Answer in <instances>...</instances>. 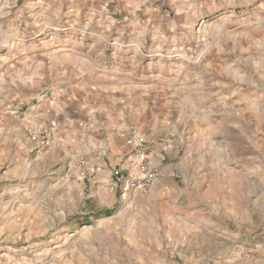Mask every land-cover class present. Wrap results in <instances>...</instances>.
<instances>
[{
  "label": "rangeland",
  "instance_id": "1",
  "mask_svg": "<svg viewBox=\"0 0 264 264\" xmlns=\"http://www.w3.org/2000/svg\"><path fill=\"white\" fill-rule=\"evenodd\" d=\"M44 1L41 6L38 0H0V264L195 263L186 258L192 246L178 247L173 243L177 238H167L161 209L167 205L178 211L193 193L197 169L190 163L186 137H180L179 148L174 141L178 136L166 130L148 138L169 139L173 146L159 143L163 148L157 154L154 148L149 165L157 177L145 191L126 189L134 167L126 155L135 138L143 136L138 132L130 134L127 140L132 144L126 140L129 147L118 154L110 182L100 180L94 171L85 173L82 161L63 166L58 152L53 162L34 156L49 149L38 150L31 139V132L44 125L34 124L31 114L40 97L21 80H65L66 73L63 66L49 69L36 61L43 43L58 48L67 38L65 29H41L46 21L62 26L64 0ZM127 20L133 39L123 42L114 35L107 42L108 52L139 47L144 66L134 71L147 76L135 80L196 81L188 108L209 126L216 153L227 139L234 146L227 147L230 158L242 157V170L250 169L251 155L258 151L264 155V0H150ZM93 38L89 34L84 38V56H92L94 50L85 48ZM89 65L106 75L121 71ZM202 80L206 84L199 87ZM238 87L242 109L235 100ZM28 140L34 144L33 156L23 150ZM194 153L198 159L203 154L202 149ZM209 161L207 157L206 164ZM261 165L259 173L264 174ZM119 167L123 176L114 186L113 173ZM259 181L264 187V175ZM161 194H166L165 202L158 198ZM243 203L245 210L249 203ZM223 204L229 205L221 199L219 205ZM253 218L238 231L234 226L226 230L216 244L224 259L213 264H264V210Z\"/></svg>",
  "mask_w": 264,
  "mask_h": 264
},
{
  "label": "crops",
  "instance_id": "2",
  "mask_svg": "<svg viewBox=\"0 0 264 264\" xmlns=\"http://www.w3.org/2000/svg\"><path fill=\"white\" fill-rule=\"evenodd\" d=\"M38 1L41 6L46 4L44 0ZM148 3L150 0H64L59 14L61 21L64 20L62 26L50 21L42 24L43 32L49 27L65 29L67 38L58 48L43 43L44 48L38 50L36 61L49 69L63 66L66 73L65 80H21L25 88L39 93L40 101L31 111L34 124H54L52 148L34 156L53 162L58 152L57 158L63 166L67 162L82 161L85 173L97 170L100 180L110 182L112 169L119 164L118 154L129 147L126 140L132 132L157 138L166 130L165 133L178 136L174 138L176 148L183 143L180 137H186L187 146L191 148L190 163L197 169L192 176L193 193L188 197V205L181 206L178 211L161 205L162 218L167 238L172 241L177 238L173 243L178 247H193L186 256L188 260L194 261L193 264H213L224 259L216 244L226 230L234 226L238 231L245 221L249 225L248 222L254 220L258 210H264V187L259 183L264 175L259 173V169H263L264 155L262 151H258L259 155H251L252 166L244 171L242 157L230 158L227 147H234L232 142L224 140L225 146L220 154L216 153L218 146L211 139L209 126L194 109L188 108L196 81L135 80L147 76L134 71L144 66L139 47H120L118 51L108 52L107 42L114 35L130 43L132 23L127 16L136 12L139 5ZM156 11L152 12V18ZM88 34L94 37V42L88 43L85 49H93L92 56L81 53ZM79 35L82 37L77 40ZM131 50L133 55H130ZM91 62L96 63L97 68L121 71L101 74L92 69L95 65H89ZM205 84L202 80L199 87ZM241 89L238 87L234 93H238L235 100L242 109ZM164 126L168 129H163ZM128 143L132 144V140H127ZM33 146L28 140L23 147L28 156H33L30 154ZM161 147L157 145L154 154L160 152ZM201 149L203 154L195 158L194 150ZM207 157H210V164H206ZM13 173L17 174V170ZM158 198L165 202L166 194ZM221 199L229 205L220 206ZM244 200L247 205L249 203L245 210Z\"/></svg>",
  "mask_w": 264,
  "mask_h": 264
},
{
  "label": "built area",
  "instance_id": "3",
  "mask_svg": "<svg viewBox=\"0 0 264 264\" xmlns=\"http://www.w3.org/2000/svg\"><path fill=\"white\" fill-rule=\"evenodd\" d=\"M31 139L35 142L38 150L50 149L53 146L52 127L43 125L36 128L31 132ZM159 143L164 144L163 146L165 148H172L173 146V142L169 139L150 140L144 136L135 138L133 149L126 155L127 158L125 157L127 162L134 166L130 177L131 179L128 180L126 189H129L131 186L133 190L145 191L152 186L157 177V173L149 165V158ZM96 171L94 170V173H97ZM113 175L117 178V182H115L117 185L123 176V168H117Z\"/></svg>",
  "mask_w": 264,
  "mask_h": 264
}]
</instances>
